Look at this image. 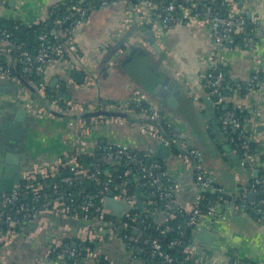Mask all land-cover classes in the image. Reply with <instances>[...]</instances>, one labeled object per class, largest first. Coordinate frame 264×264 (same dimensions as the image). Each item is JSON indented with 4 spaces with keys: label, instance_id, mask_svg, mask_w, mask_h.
<instances>
[{
    "label": "crops",
    "instance_id": "obj_1",
    "mask_svg": "<svg viewBox=\"0 0 264 264\" xmlns=\"http://www.w3.org/2000/svg\"><path fill=\"white\" fill-rule=\"evenodd\" d=\"M60 1L63 0H16V4L11 5L9 0H3L0 2V17L33 24L44 19L50 7ZM244 8L247 11L252 9L255 13L264 12V0H245ZM127 9L123 2H117L107 8L95 9L88 15L86 23L77 30V50L70 52L58 65L64 75L56 68H51L45 75L53 93H59L66 102L98 103L99 109L82 114L90 116L88 120L84 118L88 124H91L94 116H98L92 113L109 111V105L117 101H128L136 92L147 94L150 103L164 111V120L185 135L191 148L198 150V160L214 178L217 187L224 188V192L232 195V198L237 189H248L252 173L233 146L230 152L225 149L224 146L229 144L224 139L227 135L220 133V115L206 90L197 83L196 93L191 86L187 85V88L183 84L186 91L183 90L178 96L176 106L169 105L153 92L164 76L161 69L166 65L178 72L183 69L184 75L196 71L202 58L209 54L212 39L197 24L177 23L160 33L158 40L162 51L159 53L147 43L145 32L139 30L141 24L134 23L128 29H121ZM109 40L112 44H108ZM133 46L145 50L147 55L139 54L140 51L132 53ZM260 50H264V33L260 36ZM133 54L136 56L123 64ZM249 58V54L240 50L228 49L223 65L228 67L232 79L243 76ZM76 69L89 72L85 86L76 87L68 83L67 76ZM56 77L60 82L67 81L65 91L58 86L52 87ZM35 95L31 86L27 85L23 89L16 81L4 79L0 75V107H6L5 111L8 105L21 106L28 97L35 99ZM40 99L43 100L42 97ZM236 102L249 111H264V93L238 95ZM45 107L48 113L42 116L28 114L26 133H23L20 141V148L24 150L22 170L44 160H70L76 151L80 152L78 144L81 140L85 141L86 149L107 144L126 147L135 153L142 152L148 157L153 153L156 139L131 124L129 120L133 119L132 116L126 114L128 119L131 118L128 121L111 122L96 129H76L74 120L78 117L71 115L70 110L51 108L49 105ZM261 121L260 124H263L264 116ZM258 125L255 126L253 120L247 122L250 133H255L264 145V132L257 131ZM216 131H219L218 134ZM26 159H29L28 165ZM161 161L172 183L178 185L175 195L178 203L189 211L200 195L191 174L192 169L177 156ZM1 162L0 171L3 169ZM217 205L221 219L217 225L216 242L209 247L215 258L226 262L237 256L251 258L254 264H264V221L254 218L250 213L240 212L235 201L225 196H220ZM155 217L158 223H163L165 213L157 212ZM204 220L195 228L193 237L201 245L205 244L199 239L200 230L208 229L207 220ZM100 233L95 239L98 242L95 250L109 264H154L143 254H135L126 242L109 230L102 228ZM91 236L83 219L67 218L59 214L39 215L34 223L24 222L18 228V234L8 238L0 250V264H35L39 260H43V264H68L71 256L65 254L55 258L52 254L55 242L68 240L72 245L75 242L78 245V241H86ZM87 258L85 264H99L95 258Z\"/></svg>",
    "mask_w": 264,
    "mask_h": 264
},
{
    "label": "built area",
    "instance_id": "obj_2",
    "mask_svg": "<svg viewBox=\"0 0 264 264\" xmlns=\"http://www.w3.org/2000/svg\"><path fill=\"white\" fill-rule=\"evenodd\" d=\"M223 1L229 5L226 12L216 9L215 0H139L135 4H132L131 0H79L78 4L71 7V13L64 16L66 20H73L71 24L63 27V19H56L55 26L58 30V34L55 35L56 38L52 39L50 32L43 28L38 35V43L33 50L26 47L23 42L14 43L10 39V32L6 29H0V75L4 79L16 81L21 88L25 89L27 85L19 78L21 76L35 90L36 98L28 97L27 101L22 103V106L29 113L42 116L48 113L46 105L56 109L66 108L70 110L71 115L78 117L74 120L76 129L79 127L96 129L111 122L128 121L131 118L128 119L127 116H132L133 120H129L130 123L137 126L141 132L164 142L171 150L174 146H177L183 151L177 157L186 162L188 167L192 169L195 183L200 191L197 201L189 211H186L175 197L178 185L172 183L167 170L164 168L165 166L161 162L153 161L147 165L130 149L119 145H107L102 155L94 163L87 165L80 157L83 155L95 157V149H86L85 141L81 140L78 144L80 152L76 151L70 160H44L34 163L22 170L20 185H16L11 192L0 193V222L7 223L8 226L6 231L0 228V250L9 237L18 234V228L22 226L21 220L5 211L9 205L16 204L15 213L22 214L25 219L24 222L27 224L34 223L39 215L59 214L67 218H79L81 214H84L85 218H90V221L85 219L89 234L92 235L88 240L97 239L101 235L100 230L102 228L107 229L120 240L126 242L132 248V251L144 253L146 245H149L151 248L149 260L152 261L154 258L160 257L159 264L254 263L251 258L237 256L226 262L218 261L211 252L210 246L201 245L198 240L194 239L183 248L186 256L185 260L182 261L176 255L166 251L158 239L147 238L144 230L137 224H130L129 221L133 223L137 221V217L131 215L130 211H126L121 217H118L128 219L122 225H118L113 220H105L107 215H111V211L104 205L105 198L111 190L114 191L116 198L125 201L127 205H136L137 200L136 195L129 194L125 187L119 189L118 193L115 192L113 188L114 179L111 174L106 178L103 177V165L112 168L121 163L125 165L136 164L140 170L139 178L149 188L145 195V202L154 205V213L161 209L158 206V201L154 199L159 196L165 200L162 207L165 213L164 221L173 217L172 211H186L189 214L186 226L196 228L206 219L207 228L217 233V225L220 223L221 214L215 204L207 205L205 208L202 207L203 197L201 191L215 188L220 192H224V188L217 187L214 178L209 175L204 164L198 160V150L188 145L182 132L171 124L172 137H166L161 132L159 125L164 118L160 114V109L150 103L147 94L136 92L130 100L117 101L108 106L109 111L122 112L127 116L101 114L94 116L91 124H88L82 114L99 109L100 105L98 103L66 102L59 93L48 95L46 91L48 83L45 75L51 68L58 69L64 75L63 69L61 70L58 65L70 52L77 50V30L86 23L88 15L95 9L107 8L117 2H123L128 9L121 22V29H128L134 23H145L151 26L150 28L155 31L158 37L162 29L169 28L174 24H197L212 39L213 44L210 52L202 58L196 71L187 72L184 75L182 69V72L177 71V73L186 87L187 85L191 86L192 90L197 93V83H199L210 96L216 97L213 99L216 107L222 104H232L234 108L248 112V115L241 118L235 110H226L220 116V126L227 135L228 142L235 148L236 153L247 165L250 173H253L261 165L259 153H264V151L260 149L256 152L249 151L250 142L263 143L255 133H250L247 122L253 120L255 126L260 122L262 123L264 111H249V109H245L241 104H238L236 99L238 95L245 93L248 95H261L264 93V50H260V36L264 33V12H253L251 19L254 26L248 30L249 18L247 10L240 7L241 2L239 3L238 0ZM84 2L86 6L82 5ZM242 2L245 4V0ZM97 6L98 8H96ZM47 19L46 16L33 24H41ZM240 36L242 42L236 40ZM110 40L108 44H112ZM108 48L109 45L106 49ZM229 48L249 54L251 58V60L249 58L245 73L239 78V82L234 84L226 82V73L222 68L225 62V54ZM18 67H20V71L16 73ZM89 83L91 84V82ZM227 87L232 90L230 95L224 94V89ZM41 97L43 100L40 99ZM143 102L148 105L142 106L139 112L132 106L133 103L141 106ZM62 172L72 173L70 176L59 178V182L66 186L75 187L91 181L95 187L93 192H83L84 201L80 205V210L75 206L74 196L63 190L59 182L49 184V186L51 185L50 191L46 189L48 181L57 175L63 174ZM26 193L31 195V201L29 202L21 201ZM250 194L254 196L253 199L249 197ZM258 194L262 196L257 198ZM232 200L236 202L235 206L240 212L250 213L249 211L252 209L258 214L264 215V176L251 177L250 187L245 190L237 189ZM91 213L94 215L90 216ZM128 229H133L134 234H129ZM180 232L181 235L184 234L182 230ZM182 243L181 238H176L169 242L168 247L181 246ZM61 244L62 242L56 241L51 252ZM87 251L86 257L95 259L99 257L96 250L91 251L87 248ZM65 254L73 258L71 264H85L77 247L65 246L59 257ZM35 264H43V260H39Z\"/></svg>",
    "mask_w": 264,
    "mask_h": 264
},
{
    "label": "trees",
    "instance_id": "obj_3",
    "mask_svg": "<svg viewBox=\"0 0 264 264\" xmlns=\"http://www.w3.org/2000/svg\"><path fill=\"white\" fill-rule=\"evenodd\" d=\"M139 0H131L132 4L137 3ZM243 0H238V2H242ZM79 0H63L60 1L56 4H54L52 7H50V19H47L46 21L42 22L41 24H27L23 21H21L20 19H14V18H1L0 17V29H6L10 32L11 36L10 39L11 41H13L14 43H24L26 47H28L29 49L33 50L37 43H38V35L39 33L43 30V28H46L47 31L50 32V37L52 39H55V35L52 34V28L48 25V22L51 21L55 24L56 19H63L62 22V26L63 27H67L71 24V22L73 21L72 19L66 20L64 19V16H66L67 14L71 13V7L78 4ZM82 5L86 6V3H82ZM214 5L216 7V9H220L222 12H226L229 9V5L226 4V2H224L223 0H215ZM98 8V6L96 7ZM254 26L253 24V20L249 19L248 22V30L252 29V27ZM151 27V26H150ZM165 29H162V31H164ZM238 42H242V37H238L236 39ZM5 62V60H4ZM222 68L224 69L225 73H226V82L228 83H232L234 84L233 79L231 78V76L228 73V67L227 66H222ZM20 71V67H18L16 69V73ZM39 78V77H36ZM48 95H51L53 93V89L48 85L47 86V90ZM216 97L212 96V99H215ZM148 104L146 102H143L140 105H137L136 103H133L132 106L136 109V111H140L142 106H147ZM226 107V109H225ZM235 110L236 113L241 117L244 118L246 115H248V112L246 110H239L233 107L232 104L226 105V104H222L219 105L217 107V113L218 115L221 116L222 113H224L226 110ZM83 118L87 117V120L90 118V116H82ZM133 120V119H132ZM88 123V122H87ZM172 125V124H171ZM170 123L167 122L166 120H163L161 122V124L159 125L161 132L166 136V137H172V127H171ZM173 126V125H172ZM107 146V144L105 145H101L95 148L94 153L96 154L95 157H89L87 155H83L80 157V159L82 161H84L87 165H91L92 163H94L96 161V159L102 155L104 148ZM263 150L264 151V145L261 143H255V142H250L249 143V151L250 152H256L258 150ZM173 154L174 156H177L179 154H181L183 151L177 147L174 146L172 148ZM259 158L260 161L262 163V165H259L257 167V170L259 171L257 176L263 177L264 176V153H259ZM142 162L144 164H150L153 161L150 159V157L148 156H143L142 158ZM163 165V161H160ZM104 167V172H103V177L106 178L108 177L109 174H111V176L114 179V185L113 188L115 190L116 193H118L119 189H121L122 187L127 188V191L129 194H134L136 195V190L137 188H140L141 190V194L143 197V203H144V211L141 212L139 210H131L129 213L133 216L137 217V221L136 222H132L129 221L130 224H137V226H139L141 229L144 230L145 235L147 238L149 239H158L164 249L174 255H176V257H178L180 260H185V253L183 252V248L186 245H189L194 237V232H195V228L190 227V226H186L187 225V218L189 217L188 212L186 211H172L173 217L167 219L166 221H164L163 223H158L155 217V209H154V205L148 204L147 202H145V195L147 194V192L149 191V188L147 185H145L143 183V181L139 178L140 177V170L138 168V165L133 164V165H125L124 163H121L115 167H109L108 165H103ZM165 168V167H164ZM166 169V168H165ZM60 179L54 181V178H51L48 181V184L46 186L47 190H51V185L49 186V184L54 183V182H59ZM59 184L61 185V188L63 190H65L66 192L71 193L74 198H75V206L78 207V209L80 210V205L81 203L84 201V198L82 196L83 192L85 191H89V192H93L95 187L93 185L91 186H87L85 183L81 184V185H76L75 187H70V186H66L62 183L59 182ZM202 194V207L205 208L207 205L210 204H215L216 207L218 208V202H219V198L220 196L212 193L210 191H206V190H202L201 191ZM261 194L257 195V198L261 197ZM1 197V196H0ZM155 200L158 201V206L161 207V209H158L157 212L160 211H164L163 210V205L165 203V200L162 199L159 196H156L154 198ZM21 201H26L29 202L31 201V195L29 193H26L23 195V197L21 198ZM236 204V202H235ZM15 208H16V204H12L9 205L8 207H6L5 211L12 214L14 217L18 218L19 220H21L22 224L24 222V216L22 214H16L15 213ZM39 208V207H38ZM250 214L254 217V218H259L261 220L264 221V215H260L258 214L255 210H250L249 211ZM94 215L93 213L90 214V216ZM80 219H83V221L85 219H87L88 221H90V218H85L84 214H81V216L79 217ZM105 220H113L115 223H117L118 225H122L125 221H128L127 218L124 219H120L115 215H107L105 217ZM0 228L3 231H6L8 229L7 223H1L0 222ZM180 230H182L184 232L183 235H181ZM127 232L129 234H134L133 229H128ZM176 238H181V240L183 241L181 246H176V247H172L169 248L168 244L171 240H174ZM98 242L95 241H91V240H86V241H78V245H77V249L78 252H80V257L82 258V260L86 259L87 257V248L90 249L91 251H94L97 247ZM72 246L71 242H68V240L64 241L60 246L56 247L55 250L52 251V254L54 255L55 258H58L59 254L63 252V249L65 248V246ZM151 248L149 247V245H146V251L143 254V256L146 259H149V254H150ZM135 254H138V251H133ZM96 263L99 264H109L103 257H98L96 260ZM154 264H159L160 263V257H156L153 260ZM68 264H71L73 262V258L71 257V259H69ZM189 262V261H187ZM254 264V263H252Z\"/></svg>",
    "mask_w": 264,
    "mask_h": 264
},
{
    "label": "water",
    "instance_id": "obj_4",
    "mask_svg": "<svg viewBox=\"0 0 264 264\" xmlns=\"http://www.w3.org/2000/svg\"><path fill=\"white\" fill-rule=\"evenodd\" d=\"M3 0H0V2ZM9 4L15 5L16 0H9ZM132 7V5H130ZM240 7H244V3H240ZM253 14V10L249 9L247 11L248 18L251 19ZM48 19H50V9L49 13L47 15ZM48 25L52 28V34L56 35L58 34L57 27L55 24L51 21L48 22ZM139 30L145 32L147 36V43L157 52L162 51V47L160 46L158 36L155 33V31L150 28L149 25L147 24H141L139 26ZM133 51L132 53L140 51L139 54L141 55H147L145 50H140L139 48L132 47ZM136 54H133L132 56L130 55L127 57V59L123 62V64L128 63L135 57ZM162 72H164V76L160 80L159 83L155 86L153 89V92L155 94L160 95V97L166 101L171 106H176L178 103V96H180L183 92V90L186 91V88L183 86L182 81L180 80V76L177 73L176 70H173L169 66H164L161 69ZM89 72L84 71V70H79L76 69L72 73H70L67 77H69V82L70 84H75L77 85L76 87L79 86H85V81H86V76ZM94 74H91L93 76ZM22 79V81L26 84L29 85L27 80L22 78L21 76L19 77ZM234 83H238L239 79H233ZM67 81L63 80L60 82V79L58 77L54 78L52 81V87H59L60 90L65 91L66 86H67ZM30 86V85H29ZM232 90L227 87L224 89V94L225 95H230ZM211 100L212 99V96ZM9 107L7 108V112L5 111L3 105L0 107V161L1 164H3V169L0 171V193L2 192H11L16 185H20L22 182L21 178V173H22V165H23V152L22 150L20 141L22 138L23 133L25 132V128L28 125V114L29 111L24 108L22 105L21 106H15V105H8ZM226 109V107H225ZM9 113V114H8ZM93 115H100V114H106V115H118V116H126L125 113L121 112H112V111H96L92 113ZM91 114V115H92ZM160 114L163 116L164 111L160 109ZM218 123V120L216 121ZM258 132H264V123L258 125L257 127ZM219 132V131H218ZM216 131V133L218 134ZM220 133L224 136V131H220ZM224 139L228 140L226 136H224ZM157 142L155 143V146L153 148V153L151 152L150 159L154 162H160L161 160H166L170 159L174 156L173 151L164 143L156 140ZM105 141H103L104 143ZM227 151L232 150V145L229 143L224 146ZM134 152V151H132ZM153 154V155H152ZM136 155L139 158H142L144 154L142 152L136 153ZM259 171L255 170L252 173L251 177H254L258 175ZM72 173H63L61 175H57L54 177V181L58 180L60 177L64 176H70ZM87 186H91L92 182L87 181L85 183ZM251 185V184H250ZM206 191H210L212 193H215L219 196H225L228 199H233L232 195L227 194L225 192H220L215 188H210V189H204ZM251 199L254 198L252 194L249 195ZM136 205H127L125 201L118 199L115 197L114 191H110L105 198L104 205L107 209L111 211L112 215H115L117 217H121L124 212L126 211H131V210H139L141 212L144 211V203H143V198L141 194L140 188H137L136 190ZM1 210V207H0ZM199 239L203 244L212 246L216 241V233L213 232L212 230H208L206 228H203L200 230L199 233ZM73 247H77V243L75 242ZM67 257H70L67 255ZM71 258V257H70Z\"/></svg>",
    "mask_w": 264,
    "mask_h": 264
},
{
    "label": "rangeland",
    "instance_id": "obj_5",
    "mask_svg": "<svg viewBox=\"0 0 264 264\" xmlns=\"http://www.w3.org/2000/svg\"><path fill=\"white\" fill-rule=\"evenodd\" d=\"M250 60H251V58H250ZM27 162L29 163V159H26V164L28 165V163H27ZM191 174H192V176H194V172H193V171L191 172ZM85 260L87 261V260H88V258H86Z\"/></svg>",
    "mask_w": 264,
    "mask_h": 264
}]
</instances>
